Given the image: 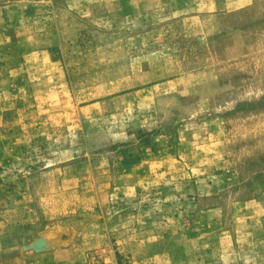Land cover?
<instances>
[{
    "label": "rangeland",
    "instance_id": "374dc122",
    "mask_svg": "<svg viewBox=\"0 0 264 264\" xmlns=\"http://www.w3.org/2000/svg\"><path fill=\"white\" fill-rule=\"evenodd\" d=\"M0 264H264V0H0Z\"/></svg>",
    "mask_w": 264,
    "mask_h": 264
},
{
    "label": "water",
    "instance_id": "95a60500",
    "mask_svg": "<svg viewBox=\"0 0 264 264\" xmlns=\"http://www.w3.org/2000/svg\"><path fill=\"white\" fill-rule=\"evenodd\" d=\"M45 241L44 239L42 238H37L35 241H34V245L35 246H40V245H44Z\"/></svg>",
    "mask_w": 264,
    "mask_h": 264
}]
</instances>
